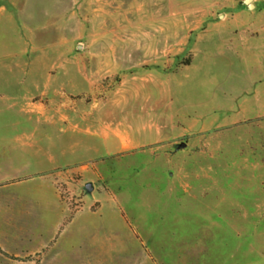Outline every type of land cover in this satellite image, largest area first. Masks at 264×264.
Segmentation results:
<instances>
[{"label": "rangeland", "instance_id": "1", "mask_svg": "<svg viewBox=\"0 0 264 264\" xmlns=\"http://www.w3.org/2000/svg\"><path fill=\"white\" fill-rule=\"evenodd\" d=\"M244 2L0 0V264H264Z\"/></svg>", "mask_w": 264, "mask_h": 264}, {"label": "water", "instance_id": "2", "mask_svg": "<svg viewBox=\"0 0 264 264\" xmlns=\"http://www.w3.org/2000/svg\"><path fill=\"white\" fill-rule=\"evenodd\" d=\"M244 3L247 5V7H248L249 9H253V8H254V5L252 4V0H245ZM86 189H87L88 192H92V190H93V185H92V184H87V185H86Z\"/></svg>", "mask_w": 264, "mask_h": 264}]
</instances>
